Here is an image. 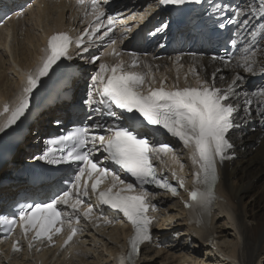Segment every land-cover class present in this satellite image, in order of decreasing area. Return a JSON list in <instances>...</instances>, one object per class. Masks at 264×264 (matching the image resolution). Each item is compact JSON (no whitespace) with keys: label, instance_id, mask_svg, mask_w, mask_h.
Wrapping results in <instances>:
<instances>
[{"label":"snow or ice","instance_id":"snow-or-ice-1","mask_svg":"<svg viewBox=\"0 0 264 264\" xmlns=\"http://www.w3.org/2000/svg\"><path fill=\"white\" fill-rule=\"evenodd\" d=\"M160 5H183L189 0H158ZM200 3V0H194ZM77 4L84 8L85 16H90L89 27L83 30L84 35L91 40L89 28L92 33H98L106 27L103 36H108L114 28V17L108 15L103 7L102 0H77ZM91 8V12L88 9ZM248 11L259 12L264 20V0H260L259 8L252 5L244 8L237 6L232 10V18L240 20L238 29H244L250 23L245 18ZM119 15V14H117ZM106 17V22L104 18ZM225 27L223 23L219 25ZM167 27V25H163ZM161 29H157L160 31ZM249 34L259 40L246 41L243 49L244 55L233 62L230 54L223 57L213 56L212 60H219L228 68L234 64L235 69L252 75L259 72L264 75V23L254 25ZM103 36L98 39H103ZM113 40L112 44L115 45ZM233 47L238 43L235 38L230 41ZM77 50L87 52L84 47V36H78L75 40L66 32L52 34L48 40L39 63L33 70L26 73V83L22 88V95L17 105L9 109L4 106L5 113L10 112L6 123L0 126V132L14 125L29 107L31 94L42 83L43 78L52 75L59 67L62 60H72L73 55L69 51L72 45ZM110 55L116 57L120 53L113 48ZM99 57H93L90 63H96ZM191 72L196 76L195 87L186 85L180 87L173 85L167 87L165 79L159 81L155 87L156 79L151 71V66L142 63L136 53L130 54L128 62L118 59L113 64L100 63L99 69L91 76L88 98L84 103L98 113L101 117L107 116L112 122H96L90 127L79 128L59 140L49 141L50 145L62 144L71 141V145L55 149L49 147L42 156L37 159L45 160L51 165L69 164L75 165L76 171L71 180L67 181V187L53 193L46 200L32 201L18 205L13 219L0 217V225L6 224L9 231L19 226L25 239H29L28 247H33L34 241L46 239L52 242L53 236L61 233L65 224L70 232L64 240V245L77 232L73 226L79 224V216L90 219L94 213V207L85 205L84 197L95 196L101 205H106L115 212L122 213L131 225L132 233L128 237L129 249L126 254L117 257L118 264H134V257L139 254L140 245L151 240V227L153 218L150 211L155 210L151 203L152 193L145 187L154 185L157 188L177 195L174 187L163 173H158L154 161L163 163L162 155L172 153L175 150L167 140L159 139V129H163L171 137L178 138L185 149L190 150V159L194 167L193 190L189 192V200L186 207L199 206L206 209L214 198V185L218 179L217 164L232 157L229 155L234 145L229 134L239 124L235 117L239 107L248 111L247 105L252 104V98L245 96L243 105L239 104L240 97L237 86L244 77L235 72L230 78L221 77L224 86L217 85L216 78L219 69L212 72L211 77H201L195 68ZM187 79V77H185ZM99 97L97 100L95 97ZM252 97H258V106L264 108V88L253 92ZM235 98V99H233ZM114 109H119L117 112ZM123 113H135L142 119L126 118ZM264 117V111L259 113ZM153 126L157 131L143 130L144 124ZM60 151L58 157L54 155ZM103 152L105 159L119 166L124 172L134 178V183H126L119 175L103 167L102 162L94 158V154ZM183 167V165H181ZM95 174V175H94ZM173 179H177L173 173ZM111 177V183L105 189H99L103 178ZM89 181H91L89 192ZM179 187H184L182 179ZM202 185L203 189L198 187ZM70 209L66 212L64 208ZM83 206V208H82ZM18 216V220L15 218ZM99 219V217H97ZM110 221L105 220V223ZM18 241L12 244L13 251H20Z\"/></svg>","mask_w":264,"mask_h":264},{"label":"bare ground","instance_id":"bare-ground-1","mask_svg":"<svg viewBox=\"0 0 264 264\" xmlns=\"http://www.w3.org/2000/svg\"><path fill=\"white\" fill-rule=\"evenodd\" d=\"M108 1L109 0L102 1L105 11L108 10ZM41 2H43V7L39 9ZM16 3L17 2L13 1L12 5ZM153 4H157L156 0H153ZM241 4V8H244L246 11L248 10L249 5H252V8L254 10L259 8L260 0H242ZM68 7L69 9L67 11L71 12L72 6H68L64 1H60L56 5L48 1L40 0L37 1L33 8L27 10L25 22L12 21L9 26H7V28L0 29V49L3 48L0 51V60L3 59V64L4 62H11V68H5V65L3 72L0 73V126H3L6 123L7 118L9 117V113L2 114V112H4V106L8 105L9 108L12 109V107L19 101V98L22 94V88L26 83V73L29 70H33L39 63L40 58L44 54L43 49L45 43L48 40V36L52 34V32L65 30L63 14L64 9ZM151 12L154 11L151 10L147 14V16L150 15ZM76 14L77 11H72L65 17L70 23L72 18H74L73 16H76ZM137 17L139 22L144 18H142V14ZM245 18L249 19L250 23L246 28H244L242 36L246 37L243 39V42L253 39V37L249 34V30L253 29L254 25L258 26L259 24L264 23V20L259 17V12L253 13L252 11H248V14ZM161 29L164 31H162L161 33H157L156 42L159 43L155 45L153 44L152 46L160 49L161 53H164L166 56H162L160 59H154L156 55L154 54V48L150 50L149 55H146L142 58V63H147L151 66V71L156 79V84L163 78L165 79L166 85L172 86L175 84L186 86L188 85V81H191L195 77V75L191 72V69L195 68L201 77H211L212 72L219 69L215 82L217 83V85L223 87L224 84L220 79L221 77L230 78L235 72H239V74L244 77L242 82L237 86V93L240 97L239 104L243 105V101L246 96L245 92L247 93V96L249 98H252L253 101L252 104L247 107L248 111H245L244 107H239V117L245 123L252 121L255 125L256 123L260 124L261 129L257 127H255L254 130H252L251 128H247L245 132H238V134L233 136V141L236 145V149L233 151V153H235L236 159L224 162L223 165L220 166V169L218 171V183L215 188L217 197L212 202L213 207L211 206L210 208H208V210L203 214L201 218H194V221L196 222L195 224H188L185 218L183 207H181V203L177 198L174 199L165 195L151 197L155 200L157 206L160 207L159 215L156 216L157 221L168 220V222H170L173 219L171 217H168L169 215L167 211H165L163 214V209L161 208L163 205H165L164 201H175V203L172 202V205L177 210L176 216L183 218L182 220L177 219V224H175L178 227L181 226L182 222L187 223V225H185V227H181V229L185 233L190 234L187 235L186 238L189 241L190 239H192L191 235L193 233L195 234L197 240L193 242H196V246H198V249H196V251L194 249L193 253L197 254V256H202L204 262H219V258L224 257L225 260H223V263L227 259H230V264H254V261L258 258L259 255H264V117H261V115L259 114L260 112L264 111V108L258 106L259 99L258 97H252V93L258 92L261 88H264V75H260L259 72H257V74L255 75L245 73L242 69H235L234 64L232 67L226 68L222 64L218 65L213 61H209L205 57L192 58L191 60H189V58L182 56L181 54H168L167 52H164L165 46L163 40L165 38V35L170 33H168L169 30L163 26ZM117 38L121 39V36L118 35ZM255 38L258 39L259 37ZM244 54L245 53L239 54L236 57L235 61L240 59ZM179 58H181L180 61H178ZM103 59L107 64H111V62H109L110 57L108 56V52L106 56L103 57ZM92 69L93 68H91V70ZM6 70H8L9 72V77H7L6 81H3L1 80V77L4 76L3 74H5L4 72ZM91 70L87 73L79 70L82 77L81 79H79L80 83H77L76 86H74V84L76 83L77 77H75V79L73 80L71 87L74 93L71 97L66 96L69 101H79L82 95H85L84 98L88 97L89 87H86V84H91V76L95 73V71L92 73ZM181 71L184 72L183 76L182 73H180ZM11 72L13 76L11 75ZM189 75H191V77ZM84 76H86V82H84V89H82L81 83L84 79ZM185 77H187V79ZM156 84L153 86H156ZM78 88L82 89L80 93ZM97 98L99 97L97 96ZM68 106L69 103L67 101L60 102L57 107H51L40 112L39 117L44 115L46 116L44 121L40 120L35 125L36 130H38L37 135H39L41 138L45 137L43 126H45L47 122L45 120H47L48 117L51 118V120H48V125L51 127L54 126L53 121L55 119L53 118H55V112L48 110L60 109V112L61 110H65L66 108H68ZM250 112L251 115L248 116ZM47 114H49L50 116ZM58 116L60 118V116H63V114L60 113ZM46 133H48V131ZM1 134L2 132H0V135ZM37 135L33 131H29L27 138L26 136L24 137L25 142L21 147L28 146L29 142H31L34 138H36V142L34 144L35 146H37L36 144L39 142L38 139L40 138L37 137ZM40 146L41 148H44L42 144ZM34 148L35 147H32L30 145L27 153L29 154V156H26L27 154L24 153L23 157L19 159L21 155L19 150L14 154L12 159L5 162L3 167L0 168V181L1 179L5 178L10 179V173L14 172V170L18 167L15 165L17 161H30V156ZM174 150L175 152L173 154V157L175 156L177 162L172 163L171 165L181 166L184 163L183 167L180 168L191 171L189 166L193 167V165L192 162H190L188 159V156L191 155L190 150H180L177 146ZM162 157H164V155H162ZM163 161H165V159ZM261 177L263 178V181L256 184V182H258L257 180ZM252 180H254L253 184L256 185L251 184ZM15 191L16 190L12 192L11 187L3 188L0 186V200L8 201L11 197L10 195H14ZM219 198H221L222 201H219ZM83 199L85 200L86 198ZM182 199L185 200V198ZM219 216H224L223 218L228 222V226L230 227L232 233V235L230 236L231 238L235 237L234 242L231 241L228 243L229 240L225 241L227 245H230H226L228 249L226 251L222 250L223 246H220L219 244H215V248L213 247L209 249H206L203 246L199 247L204 243H209V241H211L212 239L214 240V238H212L211 236L212 234L217 233L215 232V220H217ZM172 225L173 224L171 223L169 226ZM107 230L109 233H105V231ZM97 232L100 236H106L108 240L115 241V244L117 245L114 247V249L105 247L104 250L106 254H109V258L104 256L102 251H98L99 247H104L102 245H98L97 247L93 248L95 252L91 254V249L87 248L82 250L84 247L80 244L78 247H76V253H71L69 258H65L66 255L60 256L59 258H62L63 260L60 261V259L57 258L54 264H114L111 260V256L113 257V254H115L119 247L122 245L120 241V235L123 234L125 230L122 229V225L117 222L115 228L97 229ZM152 239L158 240V243H156ZM152 239V244H148L145 249L142 250V257L138 261L139 264L141 263V261L143 263L145 259L153 260L154 258L159 257V255L161 254L162 250L154 251L156 248L152 247V245L161 244V241L165 239H163L162 234L159 235V233L156 234L153 232ZM92 243L94 245L102 244V242L100 241H92ZM104 244L108 245V243ZM212 249L213 251H215L214 254H212ZM215 253L219 256H216ZM96 257L99 260H97ZM32 258L33 257H31V259L30 257H27L28 261H26L22 256H12L10 258L9 253H7L3 257H0V264H35L34 261H31L35 260ZM93 260H97V262H93ZM163 260L167 261L168 258L162 259V262ZM193 264L196 263L194 262Z\"/></svg>","mask_w":264,"mask_h":264},{"label":"rangeland","instance_id":"rangeland-1","mask_svg":"<svg viewBox=\"0 0 264 264\" xmlns=\"http://www.w3.org/2000/svg\"><path fill=\"white\" fill-rule=\"evenodd\" d=\"M113 2L120 6V10H121L120 15H122L124 20L126 21L125 22V26L123 28H124V30L128 31L130 28H132L135 25L139 12H141L145 8H148L147 5L150 6L151 0H113ZM140 3H142V5H139ZM26 23H27V21H26ZM2 49L3 48H1L0 51ZM5 52H7V51H5ZM2 62H3V59L0 60V65H1L0 66V73L3 72V69H4L5 65H6L5 68H11V62H4V64ZM100 63H103V62H101V59L96 63V66H95L96 69L97 68L99 69V64ZM4 73L6 75L3 74L4 76L1 77V80L6 81L7 77H9V74H8L9 72H8V70H6ZM11 75L13 76L12 72H11ZM12 79H13V77H12ZM88 87H89V85H88ZM253 181L254 180H252L251 184L252 185H256L258 183H261L263 181V178L262 177L259 178L257 180L258 182H256V184H253ZM170 212L174 213L172 210ZM172 215H174V214H172ZM223 217L224 216H219L217 218V220H215V222H216V231L215 232H217V233L212 234V238H214V240L212 239L213 241L211 240L212 242L210 241L211 242L210 244L209 243H204L203 245H201L199 247L203 246L206 249H209V246H210V248H212L213 246L215 248V244L216 245L219 244L220 246H223L222 250H224V251L228 250L227 246H230V245H227L225 243V241L229 240L228 243L231 242V241L234 242V238L235 237L231 238V236H230V235H232L231 229L228 226V222ZM174 219L175 218H173L172 220H174ZM177 221H176V224H177ZM176 224L174 223L172 226H166V227H169V228H165V229L162 228V227L161 228H159V227L156 228V232L155 233L156 234L159 233V235L162 234L163 238H166L167 236H169V234L172 233L173 230H176V231H174L172 233L173 234L172 239H170L168 237L167 238V242H165L161 248L159 247L156 250V251H161L162 250V252L159 255V257H156L153 260L145 259V261L143 263L141 261V264H193L194 262L196 264H201V262L199 263V260L200 259L203 260V257L202 256H197V254L193 253L194 249H198L197 248L198 246H196V242L195 243L192 242V244L190 245L189 242L191 240L189 241V240L186 239V237H187L186 235L187 234L182 233L184 231H182L179 234H177V231H181V227L182 226H178L177 227ZM195 240H197V238L194 235L192 237V241H195ZM223 243H225V244H223ZM177 245H178V247H177ZM91 251H92L91 254L93 252H95V250H93V249H91ZM98 251H102L103 255L107 256L104 249H101V250L98 249ZM206 253H208V252H206ZM213 254H214V252H213ZM215 255L219 256L216 253H215ZM165 258H168V260L167 261L163 260V262H162V259H165ZM190 259H192V260H190ZM97 260H99V259L97 258ZM97 260H93V262H95V261L97 262ZM223 260L224 259H222V261L219 260L220 262H217L216 264H218V263H220V264H230V262L227 261V260L223 263ZM184 261H185V263H184ZM259 261H260V263H259ZM206 262L207 261H205V263ZM210 262H212V264H215V262H213V261H210ZM210 262L208 261L209 264H210ZM256 263L264 264V255H259L258 258L254 261V264H256ZM87 264H91V263H87ZM93 264H95V263H93Z\"/></svg>","mask_w":264,"mask_h":264}]
</instances>
